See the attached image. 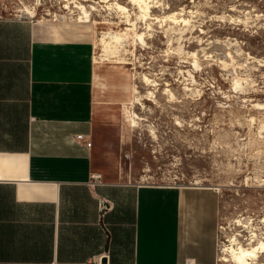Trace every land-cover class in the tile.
Here are the masks:
<instances>
[{
	"label": "rangeland",
	"instance_id": "obj_1",
	"mask_svg": "<svg viewBox=\"0 0 264 264\" xmlns=\"http://www.w3.org/2000/svg\"><path fill=\"white\" fill-rule=\"evenodd\" d=\"M74 2L89 12L86 21L79 22ZM112 2L126 8L133 25ZM148 4L143 16L128 0H0V16L91 41L104 107L94 174L109 182L212 189L215 264H236L230 248L264 242V0ZM117 33H125L123 45L115 56L103 54L96 41ZM196 51L203 56L193 67ZM250 264H264V253Z\"/></svg>",
	"mask_w": 264,
	"mask_h": 264
},
{
	"label": "crops",
	"instance_id": "obj_2",
	"mask_svg": "<svg viewBox=\"0 0 264 264\" xmlns=\"http://www.w3.org/2000/svg\"><path fill=\"white\" fill-rule=\"evenodd\" d=\"M36 25L0 16V264H215L212 189L95 179L92 43Z\"/></svg>",
	"mask_w": 264,
	"mask_h": 264
},
{
	"label": "bare ground",
	"instance_id": "obj_3",
	"mask_svg": "<svg viewBox=\"0 0 264 264\" xmlns=\"http://www.w3.org/2000/svg\"><path fill=\"white\" fill-rule=\"evenodd\" d=\"M62 1H67V0H62ZM128 2L136 6V8L140 11V13H142L143 16H148V12H149L148 0H128ZM74 4H75V7H77L80 10V13L82 14V16L78 18L79 22H84L83 20H81V18L83 17H84V20L86 21L89 16V12L85 10L84 7L79 2H74ZM108 6H115L118 12L121 15H123L124 23L126 24L131 23L129 22L128 15L126 12L127 10L124 6L119 5L115 2H112ZM65 8H68L67 3H65ZM91 10H93V8H91ZM28 13L30 14L31 17L34 16V12L29 11ZM131 25H133V23H131ZM124 37H125V33H120V34L117 33V34L111 35L110 37H108V39H106V37H102L96 41V45L103 54L115 56L119 48L123 45ZM136 37H138V39H141L142 34H136ZM226 55H229V53H226ZM191 56L193 58V60L191 61V65L193 67L198 66L200 64V60L203 55L201 56V53L196 51V52H192ZM236 85H238V81H236ZM133 116L138 118L134 113H133ZM134 121L132 120V124H134ZM259 253H264V242H261V241L258 242L256 245H252L246 248L242 246H237L236 248H230V255L236 264H250L253 260H256L258 258Z\"/></svg>",
	"mask_w": 264,
	"mask_h": 264
},
{
	"label": "built area",
	"instance_id": "obj_4",
	"mask_svg": "<svg viewBox=\"0 0 264 264\" xmlns=\"http://www.w3.org/2000/svg\"><path fill=\"white\" fill-rule=\"evenodd\" d=\"M75 141L76 142H78V143H81V144H83L85 147H87V148H89V147H91V143H90V141L88 140V139H86L85 138V136H83V135H77L76 137H75ZM96 180H100V178L98 177V176H96V178H95ZM102 203V202H101ZM102 207H104V206H101V208Z\"/></svg>",
	"mask_w": 264,
	"mask_h": 264
},
{
	"label": "water",
	"instance_id": "obj_5",
	"mask_svg": "<svg viewBox=\"0 0 264 264\" xmlns=\"http://www.w3.org/2000/svg\"><path fill=\"white\" fill-rule=\"evenodd\" d=\"M104 261V260H103Z\"/></svg>",
	"mask_w": 264,
	"mask_h": 264
}]
</instances>
